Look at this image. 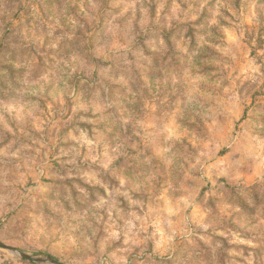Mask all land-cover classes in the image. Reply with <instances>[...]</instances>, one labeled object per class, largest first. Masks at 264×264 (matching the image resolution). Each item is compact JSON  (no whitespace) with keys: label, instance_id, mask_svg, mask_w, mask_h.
<instances>
[{"label":"rangeland","instance_id":"obj_1","mask_svg":"<svg viewBox=\"0 0 264 264\" xmlns=\"http://www.w3.org/2000/svg\"><path fill=\"white\" fill-rule=\"evenodd\" d=\"M0 243L264 264V0H0Z\"/></svg>","mask_w":264,"mask_h":264},{"label":"water","instance_id":"obj_2","mask_svg":"<svg viewBox=\"0 0 264 264\" xmlns=\"http://www.w3.org/2000/svg\"><path fill=\"white\" fill-rule=\"evenodd\" d=\"M0 248L1 249H5V250H8L10 252H13L15 255H17L20 259H24V260H27L29 261L30 263H35V264H60L57 260L49 257V256H46L45 258H38V257H32V256H29L25 253H22L10 246H7L5 244H2L0 243Z\"/></svg>","mask_w":264,"mask_h":264}]
</instances>
